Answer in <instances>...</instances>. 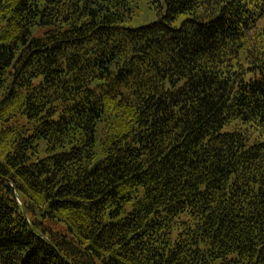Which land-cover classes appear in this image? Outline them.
<instances>
[{"label":"trees","instance_id":"trees-1","mask_svg":"<svg viewBox=\"0 0 264 264\" xmlns=\"http://www.w3.org/2000/svg\"><path fill=\"white\" fill-rule=\"evenodd\" d=\"M262 21L0 0V264H264Z\"/></svg>","mask_w":264,"mask_h":264},{"label":"rangeland","instance_id":"rangeland-1","mask_svg":"<svg viewBox=\"0 0 264 264\" xmlns=\"http://www.w3.org/2000/svg\"><path fill=\"white\" fill-rule=\"evenodd\" d=\"M155 11L153 9H148V8H142L140 14L137 16L136 21L138 22H145V21H150L155 18V15H153ZM260 25L264 27V21L260 22ZM33 37L37 36V32H34Z\"/></svg>","mask_w":264,"mask_h":264}]
</instances>
